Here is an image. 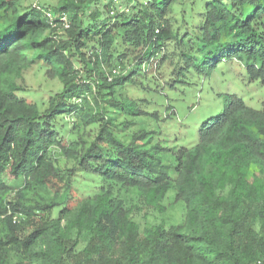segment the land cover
Here are the masks:
<instances>
[{
	"label": "trees",
	"instance_id": "1",
	"mask_svg": "<svg viewBox=\"0 0 264 264\" xmlns=\"http://www.w3.org/2000/svg\"><path fill=\"white\" fill-rule=\"evenodd\" d=\"M179 1L0 0V264L264 260V102L254 110L230 96L189 148L159 125L127 131L144 114L127 89L155 101L175 91L156 90L142 69L166 47L173 84L237 61L264 86V0H196L177 20ZM35 63L61 85L47 101L20 95ZM54 152L74 165L61 169ZM169 197L183 205L182 224L162 217Z\"/></svg>",
	"mask_w": 264,
	"mask_h": 264
},
{
	"label": "rangeland",
	"instance_id": "2",
	"mask_svg": "<svg viewBox=\"0 0 264 264\" xmlns=\"http://www.w3.org/2000/svg\"><path fill=\"white\" fill-rule=\"evenodd\" d=\"M194 3L196 0H180L176 5L174 14L175 19H179V9L185 4ZM49 4V5H48ZM56 0L46 2L44 0H21L22 7H37L39 5L51 6L53 8ZM122 10H126V4L121 1L119 3ZM167 51H161V55L167 53V58L160 63L158 59L151 61L149 64L142 66L144 74L147 76V83L155 86L156 90L161 87L165 91L170 90L172 86L173 92L164 93L167 105L172 107L175 116L168 118V110L165 109V97L157 95L154 100V93H144L133 89H127V97L133 99L144 111L135 124L128 127L130 133H138L142 128L147 130H157L160 126V135L166 136L175 145L191 147L195 140L197 127L205 119L221 112L229 102V97L236 95L241 97L245 104L254 109L261 110L264 102V86L259 81L249 82L243 66L237 61H227L221 63L218 70L210 79L198 80L195 85L184 88L183 84L172 83L178 80L179 76L175 68L176 59L170 53V47H166ZM163 52V54H162ZM158 58V57H157ZM106 66V65H105ZM44 70L39 64H32L23 75L21 86L25 93L20 95L31 101L36 98H42L47 101L50 95L59 92L61 85L57 80L47 79L43 74ZM150 77L153 79L151 80ZM140 80V79H139ZM142 100V101H139ZM98 110V109H96ZM71 127V125H70ZM159 136V135H158ZM53 158L55 164L61 169H69L74 163L59 152H54ZM250 172H256L255 165H251ZM166 212L162 217L166 220V224H182L184 219V208L182 203H173L172 197L165 201Z\"/></svg>",
	"mask_w": 264,
	"mask_h": 264
},
{
	"label": "built area",
	"instance_id": "3",
	"mask_svg": "<svg viewBox=\"0 0 264 264\" xmlns=\"http://www.w3.org/2000/svg\"><path fill=\"white\" fill-rule=\"evenodd\" d=\"M44 1H46V2H52L53 0H44ZM45 16H46L49 20H51V18H52V14H51L50 12H46V13H45ZM61 20H62V23H63L64 28H68V22H67V20H66V17H65V16L61 17ZM257 264H264V260H259V261L257 262Z\"/></svg>",
	"mask_w": 264,
	"mask_h": 264
}]
</instances>
